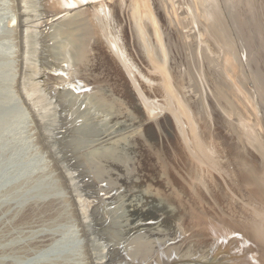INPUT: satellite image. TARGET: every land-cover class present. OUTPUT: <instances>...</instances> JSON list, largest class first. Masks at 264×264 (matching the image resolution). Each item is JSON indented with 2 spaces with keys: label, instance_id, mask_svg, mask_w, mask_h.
I'll return each mask as SVG.
<instances>
[{
  "label": "rangeland",
  "instance_id": "obj_1",
  "mask_svg": "<svg viewBox=\"0 0 264 264\" xmlns=\"http://www.w3.org/2000/svg\"><path fill=\"white\" fill-rule=\"evenodd\" d=\"M40 2L43 4L41 9H44L43 11L44 14L43 16H41V19L39 21L40 22V25L38 26V30L40 31L39 36L42 35L41 34L42 31L44 32L43 34L48 32L49 26L51 24H55L56 22L60 20H67L66 19L67 16L66 17L63 16V18H61L63 15L61 13L54 14V13L49 12V10H46V7H48L51 0H40ZM150 2L152 4L154 3L155 5L159 3L160 7L158 8L161 9L160 14H161V17L163 16L162 17L163 19H161V21H158V20H155V18L153 17L152 18L153 22H150L149 28L156 31L157 29H159L156 26L157 24H159L158 25L159 27L160 25H162L161 23H164L165 21L170 23L171 27L175 29L174 36L175 34L176 35L178 34V35L175 36L176 37L175 38L172 35L165 34L167 32H162L160 33L159 41L162 43H167V42L170 43L168 48H169V52L171 56L175 55V53H178V51H182V49L183 51H185L184 54L187 53L186 52L187 49L182 45L183 43L178 44V48H176L172 43L174 42L173 40L175 39H177V42H179V40L184 41L189 36H192V34L195 32V24H193L194 23L193 21H198V20L203 21L200 19L202 16L201 14H199V10L192 11L193 12L192 14L191 12H188L187 8L185 7V6H188L189 4L187 0H146L144 5H143V2L141 4L145 8L148 9L149 7L148 4ZM131 5H132L131 2L130 4L122 5L124 6V8H122L123 20H124L123 26L127 34L126 44L128 46V50L130 51L131 55H133L132 57L135 59L136 65L140 69H142L144 71V74L146 75L145 80L147 83H145L146 85L144 84L145 88L139 87V89H142V90L144 89L145 90L144 93L146 94V96H148L146 98H149L148 100L150 101L152 100L151 102H154L156 105L161 107V104H162L161 102L165 99L164 97H165V92L167 93V89L162 82V78H161L162 76L158 75L159 72L150 71L146 67V63H148L147 62L148 59L146 55L144 54L143 56V53H142L143 52L142 47L144 45L142 44L143 42L141 41V30L139 27H136L138 31L136 33L135 30L133 29L132 24L130 23L132 21L131 15L133 13V9L131 10ZM213 6H215L216 7L215 10H217V12L220 13L219 17L223 19V20L221 19V22L222 23L225 22V28H224L225 33L228 34L230 39H233L230 42L234 45L237 44L235 45V48L237 47L236 53L240 54V56L239 55L237 56V59H235L236 57L234 58L238 62L239 68L236 69V71L233 74H231L232 77L234 76L232 80L233 81L238 80L241 82V84L244 82L242 86H247L245 88H248V92L250 91L248 96L251 97L250 98L251 101H253V103H255L256 106L259 108V110L257 111L258 113L257 118L259 120L263 119L262 121H263V130H264V103L262 102L263 101L262 99H264V96L260 95L261 94L260 91L262 92V90L264 89V41H263V38H264V0H216ZM23 7H25V4L22 2V0H0V242H4L5 245L3 243H1V245H3L2 247L6 248L5 250L2 247L0 248V255L1 254L5 255L7 253L9 255L11 253V256L6 255L7 257H4L3 255H1L0 264H149V263L154 264V261L150 259L151 257L149 258L151 254L147 253L148 254L147 256V254H145L142 248L137 249V246L135 245L134 241L137 242V244L138 243L145 244L147 248H149V245H150V252L152 251L153 254L155 252L154 254L155 256L158 254L160 249L171 245L170 242L172 238L174 237V235L176 234L173 232H177V231H178L177 233L181 232L182 227L179 225L181 221H178V218H175L176 220L173 219L176 215V211L174 212L175 209L172 211V209L169 208L167 211L165 208H163L164 207L163 204L165 203V200H164L165 197L163 196L164 198L162 202V199H160L161 197L155 194L156 192L154 191L153 186L149 184L150 180L149 182L148 180L146 182L145 179H147L148 176L154 179V181L157 180L152 170L148 169V166L153 165L152 159L156 156V154L164 155L162 156L163 158H165V156L167 155V157L169 156L172 158V159L170 158L171 161L172 160L175 161V163L172 161V163H174V166L176 165L178 169L179 167L181 168V173H186L185 172L186 169L184 166L185 164L184 157H186L187 159L188 153L185 149L183 142L178 140L179 131L176 128V123L174 122L176 120L174 119V116H173V115H176V113H177L176 116L180 117L182 121L186 123V126H187L186 120L187 119L191 120V118H195L196 120L194 113L198 112L197 115L199 116V118L204 120V125L201 127L202 128L201 135L202 136L205 135L210 140H213L214 142H216L217 134H218L216 133V131L220 130V128L218 127V123L215 124V122L218 120V118L221 117V115H223L221 110H219V106L215 103L216 102L215 98H212L213 94L217 93L216 91L217 87H215L216 75L214 74V72L209 71L208 70L209 68L207 69L206 68L207 66L204 65L206 61L202 54L203 52L201 53L199 50L198 54L194 53L193 45L196 44L195 39L189 40L188 43L185 44L188 46V49L191 50V51L188 50L190 54L187 53L188 54L187 60L189 64L188 62H186L185 58H182L181 59L182 64L181 65L176 64V67H175L176 69H173L172 71L174 72L171 74L173 82L176 83V85H174L175 89H173V93L176 96V98L173 97V100H172V106H174L173 108L175 111L172 114L168 112L167 110L166 111L164 110V113L161 112L162 113L161 116L157 117L158 120H161L160 125H162L161 127H159L160 128L159 132L157 130L156 124L152 122L153 120H150V122H152V128L154 130L152 129L151 131H149L150 134L152 133V141L149 144L147 142H145L147 144H144L142 142L143 140L141 141L140 139L133 141L131 139L134 138L133 136L135 135L136 130H139L142 133L143 127L146 126L149 121L139 122V119H140L139 116L143 117L145 115L144 114L145 112H143L144 110L142 107V103L139 104V102L141 101L140 100L141 98L139 97L140 95L138 93V89H136L135 87L131 85L132 83H131L130 78L127 76V73H125L126 71L120 67L119 61L116 58V56L110 52L108 44L106 43L107 44L106 45V44L100 43L98 47L96 46L94 53L95 55L99 54L100 56H102V58L104 57L105 61L103 60L104 64H103L102 69L106 67L104 70H107L109 69L108 68L109 66V67L114 68L115 71L112 74L109 73L110 75L113 76L112 78L109 74H106L104 75V76H108L106 81L104 83H99L98 85H94V86L98 87L99 89L100 88L103 89L104 93L103 92L102 93L105 95V98L107 97L108 99L114 98L113 95H112L113 97H111V94H114L112 92H115L117 89H119L120 90L119 96L121 97V95H123V97H126V98L128 96L127 98L128 100L125 98V101L126 102L131 101L133 106L134 107L137 106V107L133 109V107H129V106L127 107V105L125 106L123 104H120V106L122 107L121 108L120 106L115 105V106H112L111 109H107L108 111L106 110L107 112H105V113L109 112L110 117L104 116L105 114L104 112H101L100 113L101 115L99 114V112H98L99 114L98 115L97 111H96V114H93V112H89V113H92V115L91 114H90L91 116L89 114L86 115L87 116V118L85 116V118L87 119L86 121H83V122L79 121V123L72 122V124L70 123V121H72L75 118V115H78V113L68 116L66 111H64L65 109H63V110H60L59 113L56 115L57 119L61 120V122L58 123L59 126L58 127L55 126V128L48 127L49 128L48 130V128L45 125H43L44 126V129H43L42 123L39 121L40 118H38L37 116L36 109L35 108L33 109V106L30 105L31 102L28 96L25 94L22 87L19 86L21 82L20 81V77H21L20 70L24 68L23 66L24 62L21 63L24 57V54H22L23 53L22 51L24 50L23 49L24 48L23 37L25 35L24 26L27 25L28 27L29 26L34 27L37 21L34 18H32V16L38 15L37 13L32 14L31 12L29 13L24 12L25 10ZM182 7H184V9ZM138 9L142 10V6L138 5ZM100 12H101V16L103 17L102 18L103 22H106L107 24L106 23L105 24L107 26H109V22L114 21L115 24H118L117 20H122L120 18L122 14L121 12L117 16L111 13V17L109 15L108 9L107 10L103 9ZM128 13H129V16L126 15ZM134 13L135 14L137 13L136 7L134 8ZM21 15H23L22 27L17 28V20ZM25 15L28 18L24 17ZM231 15L234 17H232ZM229 16L232 17L233 19L231 20ZM71 17H74V14H71ZM165 17L166 19L164 20ZM50 18H54L52 20L53 22L50 21ZM142 18L143 17H141L140 20H142ZM194 18H197V19L199 18V19L194 20ZM202 19H205V18H202ZM208 20L210 21V19ZM38 30H35V31H38ZM237 34H238V37L240 36V38L238 39L239 41L241 39V36L243 38L242 41H240V43H245L244 42L245 40L248 44V48L252 46L250 48L251 52H249L246 55L239 52L240 51L239 49L242 48L243 45L238 43L239 41L236 40L238 38ZM49 45L51 44H49L48 39H46L45 44H44L46 50L47 48H49ZM138 48L140 49L138 50ZM172 48H176V49L172 51ZM37 53H39V51H37ZM54 60L55 59H52L51 62H53ZM97 61H98V57L96 59L95 58L92 59V62L90 63L97 66ZM178 61L179 60H177L176 62L178 63ZM203 61H204V64H203ZM47 63L49 65L51 64L49 62ZM200 63L204 65L203 68L199 66ZM105 64L106 65L108 64V66H105ZM246 64L248 67L246 66ZM114 65H116L117 70L115 69ZM51 72L52 71L48 70L46 73L47 75H50L52 77L54 75V72L52 73ZM95 73L100 74L99 72H95ZM147 78L149 80H147ZM182 78L185 80L187 79L186 83L184 82L185 84H182L183 83ZM35 79L36 81H40V76L39 77L35 76ZM52 79L53 78L47 80L46 82L47 88L45 87V89H47V93L49 94L51 93L53 95L54 91H57V89L63 90V88L65 87L60 86L62 85L60 81L55 80V79L54 81ZM152 80H155L154 83L156 84H150ZM177 81H178V84H177ZM189 81L190 83H188ZM54 84H58L59 87L58 86L56 87ZM179 84L183 85V87L179 86ZM119 85L121 86L122 90L120 89ZM94 86H88V89H89L88 91H94L96 89ZM146 87L148 88L152 87V88H149L147 90ZM163 87H164V90H163ZM223 87L222 89H225L226 87H227L226 89H228V86L226 85V83H223ZM128 88L129 90H127ZM184 90L187 92H183ZM189 90H192V91H189ZM155 92L157 94H155ZM188 92L190 94H188ZM134 96H138L137 98L139 99H137ZM123 97H122V100H123ZM191 97H194V98H191ZM132 98L135 100L133 101ZM235 98L238 99V97H235ZM114 99H116V96ZM212 99L214 100L212 101ZM53 100L54 101L57 100L55 104H58L59 105L58 107H60L64 101V99L60 100V98L55 99L52 97L51 101ZM195 100L200 102V104H198L197 110H195L194 105L192 108V104H191V102L195 103L194 102ZM231 100H233V97L231 98ZM156 102L157 103L160 102V103L157 104ZM82 107L86 108L85 103L84 105H82ZM82 107L80 108L82 109L81 111L85 110ZM125 107H127V109H124ZM87 108L89 109L91 108V106H87ZM138 108L140 110H138ZM102 117H103L104 122L106 121L105 123L102 121ZM105 117H106V120L104 119ZM90 120L93 122V123L91 122L93 125H91L90 122H87ZM94 120L95 121L101 120V121H98L96 122L98 124H95ZM116 120H117V124L115 123ZM99 122H103L104 124L102 125L100 123L101 124L100 125ZM138 122L140 123V125L141 124L142 125L141 127L137 129V126L139 125ZM81 123H86V125L85 124L84 125L87 126L86 127L87 130L85 129V131H83V133L85 132L84 135H86L85 138H87L85 140L87 145L83 147H76L75 145H72L73 144L72 140H74V136L72 134H75V133H76L75 135L78 134L79 129L77 130V132L75 130L77 127H79V125L80 127H83V124ZM88 123L90 125H87ZM96 128L100 130H97ZM256 129L255 130L253 129V131H256ZM89 132H90V135L88 136ZM128 133L132 136V138L129 137ZM219 134L221 133L219 132ZM128 137L130 138V140ZM116 140L118 141L116 142ZM167 140L168 141L170 140V141L166 142ZM251 140H252V143H251L252 149L253 147L256 148V146L257 147L259 146L258 144L264 143V134H263V138L257 137L256 140H253V139ZM104 142L106 143L105 144L106 146L104 144L103 146L99 145ZM247 143L242 144L241 146L244 145L243 148L245 147L249 148L250 145ZM69 144L71 145L69 146ZM171 146L172 147L174 146L175 150L177 149L176 150V152H178L177 155L175 152H174L175 155H173V152H171L173 148ZM97 148H102L101 151H104V150L110 151L111 149H115V148L117 150H115L116 153L115 152L113 154L103 153V156H102L98 154L97 152L94 153V149H97ZM180 148L182 149L180 150ZM162 151H163V154H162ZM184 152L186 153L185 155H184ZM149 154L151 156H149ZM81 158H85V159L87 158L88 160H92L94 161L92 162L93 164H95L96 161L99 160L98 162H100L101 163L100 165L104 168V173H105L104 175L105 176L109 175V177L113 176L112 180L115 177L114 175L119 177V179L121 176L122 177L120 180L117 178L119 181L117 179L113 180L114 184L109 183L108 184L110 188L109 189L106 183L102 184L103 179H101L102 181L100 180L101 182L97 180L98 173L96 174L97 176L95 175L96 177H94V175L92 176L86 173H81L79 169H77V171L75 170L74 172L70 169L71 168L70 165H73L72 163H76V164L80 163L79 160ZM178 159H181L182 162H180ZM222 160L223 159H221V161ZM65 161H66V165H65ZM136 161L137 162L140 161V164H138ZM222 162H226V160H223ZM67 165H68V169H67ZM232 167L233 165L231 167L227 166V168H230V169ZM79 168H83V167H79ZM70 173H71V176H70ZM80 174L83 176V178ZM233 174L234 173H231V182H232V185L236 189L238 188L242 189L244 187H248L246 184L252 183L251 180L250 181L248 180L249 176H247V181L249 182L243 181L244 183H242L241 180H243V178L238 175L240 174L243 175V174L242 173H238V175L237 174L233 175ZM136 176H138V180H136L137 183H135L134 185L132 184L131 178L136 177ZM72 177H74L75 179ZM239 177L242 179H239ZM90 179L92 181L93 180L95 181L92 182ZM71 181H73L74 184ZM219 181L220 182H218V185L221 186L222 188L219 186L215 187V192L218 194V196L216 194V197H219V199L224 202V199L222 197H224L225 194L226 196L228 194L229 197L227 196V199L230 200L232 196L233 197L232 199H235V200L231 199L230 201H235L236 202L235 205H236L238 203L237 197L234 194L236 190L234 192L233 190H231L232 193L231 191L229 192V190L226 188L227 185L224 182H222V180H219ZM119 182H121L123 185L124 184L126 185V183H128L127 185L128 187L122 188V186L119 185ZM75 183L77 185H75ZM182 183H183L182 185L184 188L187 187L186 189L189 192V194L190 193L192 194V195L190 194L192 198L197 197L195 196V193L192 190H190L189 187L183 182V180H182ZM118 187L120 188V190L117 189ZM77 188H79L80 193L82 191L83 192L80 194ZM222 190L224 191L225 194L223 193ZM98 192H99V198L97 197ZM88 193H90L91 196L94 195L92 196L93 197L92 199L87 198L88 195H90ZM77 195H78L79 200L77 199ZM100 195H102L103 197ZM256 195L257 194H253V196H256ZM81 197L83 199L85 198V200L89 199V201L88 200L87 201L91 204H89L90 207L88 206L89 210L87 209V211L91 210L90 211L91 214L90 212H87V211L86 213L85 209H83L84 211L83 213L81 212L82 208H79L80 206L78 205V201L80 203L81 201L84 203V200ZM153 197H156V198H153ZM100 198L104 200H101ZM207 198H209V196H207ZM98 199L100 200L98 201ZM157 199L160 200V202ZM193 200H196L197 202L194 201V203H192L193 201L189 199V201L191 202H187L185 204V209H187L186 212L196 207L195 209H197V211L201 210V214L199 217L200 218L205 217V218H208V220L209 218L211 219V216L219 217L221 213L219 214L217 213L218 211H220V209L221 210L225 209V212L227 211L228 213L230 211H233L234 213L233 215H236V213H238L239 216L238 215L237 216L240 218L248 215V213L250 212L249 210L250 207H246V208L241 207L242 210L240 211L239 205L237 206L239 209L238 210L236 209L237 208L236 206L232 205L230 207L229 205L230 203L224 202L221 206L222 208L221 207L217 208L216 206L213 207L214 205L212 204L205 205L206 203H204V201H199L198 197L196 199L193 198ZM50 201H54L57 207L59 205V207L56 208L55 210L56 211L55 216L50 215L51 217L50 216L46 217L47 215H44L45 217H43L42 215H39L41 216L40 219L39 218L37 219L39 221H36L37 217H35L34 219L33 218L31 219L32 221L34 220V222L30 220L28 221V224L26 222L25 225L22 224V226L16 221L18 217L15 211L22 209V208L25 209L31 206L32 204L37 203L40 205L41 203H44V202L49 203ZM210 201L212 202V200ZM188 204H191V207L190 205L188 206ZM192 204H194L195 207ZM164 205H166V203ZM226 205H228L227 207H229V209L227 207L225 208ZM210 206L213 207V209ZM153 208L158 209L156 210L154 214L155 223L150 225L149 228H147V226L142 225V224H145V221L149 216L148 212L150 213V210ZM215 209L216 210L218 209V210L216 211ZM112 210H114L113 213H112ZM234 210L235 211L237 210V212L235 213ZM205 211L208 213V216L206 215L207 213H205ZM134 213L136 214L134 215ZM56 214L59 219L56 217ZM85 214L89 217L87 218ZM225 215L226 214H223L222 216L221 214L220 216L224 217ZM136 218L138 219L136 220ZM41 219H43L44 221H42ZM90 220L93 222H91ZM87 222L88 223L90 222V223L88 224ZM136 223L139 224V227L138 226L135 227L134 224ZM186 236H187L186 234L183 235L181 238H179V240L175 242L172 240L173 242V243L171 242L172 245H174L177 242L183 241L186 238ZM97 237H98L97 239L98 242L97 240H94ZM105 237L108 239H106ZM159 239H161L162 241ZM40 240H44L45 242H47V247L43 248L42 250H36L32 248V244L35 241H40ZM165 241H166V245L168 244L167 246L164 244ZM154 243H156V245ZM130 244L131 245L134 244V246H131ZM6 245L9 247V249L7 248ZM92 245H95L93 247H96V248H93ZM102 245L106 246L105 248L106 252L104 251V253L106 254V258L103 259L102 262H100L101 260L96 261V256L94 257L95 255L94 252L97 250L99 251ZM151 245L153 246V248ZM157 245L159 247H157ZM10 247H13V249L25 247L26 249L29 250V252L28 254L22 253L21 254L22 256L20 257L18 256L20 254H17V255L14 254L12 252V248ZM129 247H132L133 252L127 250V249H130ZM157 248H160V249H157ZM5 251L6 252L8 251V252L6 253ZM98 251L96 252V254L99 253ZM130 252H132L134 256ZM137 253L140 255L138 256ZM13 255H16V258L15 256L12 257ZM132 256L134 258H132ZM137 261L138 262L140 261V262L138 263ZM128 262H131V263H128Z\"/></svg>",
  "mask_w": 264,
  "mask_h": 264
},
{
  "label": "bare ground",
  "instance_id": "obj_2",
  "mask_svg": "<svg viewBox=\"0 0 264 264\" xmlns=\"http://www.w3.org/2000/svg\"><path fill=\"white\" fill-rule=\"evenodd\" d=\"M145 1L146 0H51L48 7H46V10H49V12L54 13V14H60L61 13V14H63L61 18H63V16L64 17L67 16V18H66L67 20H60V21L56 22L55 24H51L49 26V31L48 32L45 31L46 32L45 34H43L44 32L42 31L41 32L42 35H40L42 37H40L39 36L40 31L38 30V26L40 25L39 21L41 19V16H43V14H44V12H43L44 9H41L43 4L40 2V0H22V2L25 4V7H23L25 10L24 12H26V13L31 12L32 14L37 13L38 15L32 16V18H34L37 21V23L34 22L35 23L34 27H30V26L28 27L27 25L24 26V28H25V31H24L25 35L23 37V39H24V48L23 49L24 50L22 51L23 53L20 51L22 54H24L23 60L21 59L22 60L21 63L24 62V64H23L24 68L22 70H20L21 71L20 72L21 73L20 74L21 75V77H20L21 82H20L19 86L22 87L25 94L28 96V98L31 102L30 105L33 106V109L34 108L36 109L37 116H38V118H40L39 121L42 123V126L45 125L47 128L48 127L49 128L50 127L55 128V126H57V127L59 126L58 123L61 122V120L57 119L56 115L59 113L60 110H63V109H65L64 111H66L68 116L75 114V113H78V115H75V118L73 120L71 119L72 120V121H70L71 124H72V122L79 123V121H81V122L86 121L87 120L86 115H88V114L92 115V113H89V112H93V114H96V111H97V114H98V112H99V114L101 112L105 113L108 111L107 109H111L112 106H115V105L120 106V104H123L125 106L127 105V107L129 106V107H133V109H135V107H137V106L134 107L133 104L131 103V101L126 102L125 101L126 97H123V95H121V97L119 96V93H120L119 89H117L115 92H112L114 94H111V97L114 96V98H115V96H116V99H114V98L108 99L107 97L105 98V95L103 94L104 93L103 89H101V88L99 89L98 87L94 86V85H98L99 83H104L108 77V76H104V75L109 74V73L112 74L115 71L114 68L109 67L108 64L107 65L105 64V66H108L109 69L104 70L106 67L104 69H102L103 64H104V62H103L104 57L102 58V56H100L99 54L95 55V53H94L96 46L98 47V45L100 43H103V44L107 43L109 46L110 52L116 56V58L119 61L120 67L126 71L125 73H127V76L130 78L131 83H132L131 85L133 87H135L136 89H138V93L140 95L139 97L141 98L140 99L141 101L139 102V104L142 103V107L144 110L143 112H145L144 113L145 115L143 117L139 116V118H140L139 122L140 121L141 122L149 121L148 124L143 127L142 133H141V131L136 130L135 135L133 136L134 138L131 140L134 141V140L140 139L141 141L143 140L142 142L144 144H147V143L149 144L152 141V133L151 134L149 133V131H151L153 129L152 128V122H154V124H156L157 130L159 132V130H160L159 127H161L162 125H160L161 120H158L157 117L161 116V114H162L161 112L164 113V110L165 111L167 110L168 112H170L172 114L175 111L173 108L174 106H172V100H173V97L176 98V96L173 93V89H175L174 85H176V83L173 82V79L171 77V74L174 72L172 70L176 69L175 68L176 64H180V65L182 64V60H181L182 58H185L186 62H188L187 57H188V54H190V52L188 50H190V49H188V46L185 44L188 43L189 40L195 39L196 44L193 45L194 53L198 54L199 50L201 53L203 52L202 54H203L205 61H206L205 64L203 61V64L207 66L206 67L207 69L209 68L208 69L209 71L214 72V74L216 75L215 87H217V90H216L217 93H214L212 98H215V100H216L215 103L219 106V110H221V112L223 114L215 122V124L218 123V127L220 128V130H217L216 133L219 134V132H220L221 134H219V136L217 134V140H216V142H214L213 140H210L205 135H203V136L201 135V132H202L201 127L204 125V120L199 118V116L197 115L198 112L194 113L196 120H195V118H191V120L190 119L186 120L187 126H186V123H184L180 117L176 116L177 113L175 112L176 115H173V116H174V119L176 120V121H174L176 123V128L179 131V138L180 139L178 138V140L183 142L185 149L188 153L187 159H186V157L183 156L185 158L184 159L185 164L184 163L183 164L185 166L186 171L183 168L182 169L186 173H181V168L179 167V169H178L176 165H175L176 166V168H175V166H174L175 161L172 160L174 162V163H172L171 157H169V156L167 157V155L165 154L166 156H165V158H163L162 156H164V155L156 154V156L152 159V161H153L152 166H148L146 163L145 164L148 166L149 170H152V172H153V174H155V178L157 180L154 181V179H152L150 176H148L147 179H145V180H146V182H147V180H148V182L150 180L149 184L151 186H153V189L156 192L155 194L157 196L161 197L160 199H162V202H163V198L165 197L164 200H165L166 205H164L165 204L164 203L163 208H165L167 211L169 208H171L172 211L175 209L174 212L176 211V215L173 219L178 218V221H181L179 225L182 227V230L179 233H177L178 231L173 232L176 234L174 235L173 238L171 237L172 240L175 242V241L179 240V238H181L183 235L186 234L187 236L183 241L177 242L174 245H172V243H173L172 240H171L172 243L170 242L171 245H169V246H167L168 244L166 245V241H165L164 244L167 247H163L162 249H160L161 247L157 248L160 250H159L158 254L155 256H154L155 252H154V254L152 251L150 252V245H149V248H147L145 246V244H142V243L137 244V242H135V241H134V243L137 246V249L142 248V250L145 252V254H147V253L151 254L149 256V258L151 257L150 259H152L154 261V264H183V263H185V264H187V263H189V264L190 263H192V264L193 263H195V264H264V143L258 144L259 146L258 147L256 146V148L253 147V149H252V144H251L252 143L251 139L256 140L257 137L263 138V134H264L263 121H262L263 119L259 120L257 118V116H258L257 111L259 110V108L256 106L255 103H253V101H251V99H250L251 97L248 96L250 91L248 92V88H245L247 86H242V84L244 82L241 84V82L238 80L237 81L232 80V78L234 76L232 77L231 74H233L236 71V69L239 68L238 62L235 60V59H237L238 55L240 56L239 53H236L237 47L235 48V45H237V44H235V45L232 44L230 41L233 39H230L228 34L225 33V29H224L225 28V22L224 23L221 22L222 18L219 17L220 13H218L217 10H215L216 7L213 6V4L215 3L216 0H187L189 4H188V6H185V7L187 8L188 12H191V14H192L193 13L192 11H194V10L198 11L199 10V14H201V16H202L200 19L203 21H199L198 20L199 18L198 19L194 18V20L195 19L198 20V21H193L194 23L192 22L193 24H195V32L192 34V36H189L184 41L179 40V42H177V39L173 40L172 39L173 37L171 38L174 42L173 43L171 41L170 42L176 48H178V44L183 43L182 45L187 49L186 52L188 53V54L187 53L184 54L185 51H183V49H182V51H178V53H175V55L171 56V54L169 52V48H168L170 43L160 42L159 36H160V33H162V32H167L165 34L174 36V30L175 29H173L171 27L170 23H168L166 21L164 23H161L162 25H160L159 27H158L159 24L156 25L157 28H159L161 31L159 29L154 31L151 28H149L150 22H153V20H152L153 17L155 18V20L161 21V19H163L162 18L163 16L161 17V14H160L161 9L158 8V7H160L159 3H157V5H155L154 3L152 4L150 2L148 4L149 7L147 9L143 6ZM130 2L132 4L131 10L133 9V13L131 15L132 21L130 22V20H129V22L132 24L133 29L135 30L136 33L138 32L136 27H139L141 30V41L143 42L142 44L144 45L142 47V50H143L142 53H143V56L145 54L147 59H148L147 60L148 63H146V67L150 71L159 72L158 75L162 76L161 77L162 82L167 89V93L165 91H163V92H165V97H164L165 99L163 98L164 100L161 102L162 103L161 107L156 105L154 102H151L152 100L151 101L148 100L149 98H146L148 96H146V94L144 93L145 92L144 89L143 90L139 89V87L145 88L144 84L147 83L145 80L146 75L144 74V71L136 65V61L132 57L133 55H131L130 51L128 50V46L126 44L127 43V38H126L127 34H126L125 28L123 26L124 20H123L122 8H124V6H122V5L130 4ZM142 2H143V5L141 4ZM138 5L142 6V10L138 9ZM135 7L137 10L136 14L134 13ZM182 8L184 9V7H182ZM103 9L109 10L110 17H111V13H113L115 16H117L121 12L122 13L121 17L120 16L119 17L122 20H117L118 24H115L114 21L109 22V26H107L106 25L107 23L103 22V19H102L103 17L101 16V12H100ZM124 12H125V10H124ZM71 14H74V17H71ZM126 15L129 16V13ZM24 17H26V15ZM141 17H143L142 20H140ZM232 17H234V16H232ZM232 17H230L231 20L233 19ZM22 18H23V15H21L18 18L17 28L22 27V23H23ZM26 18H28V17H26ZM202 18H205V19H202ZM53 19L54 18H50V21H52ZM129 19H130V17H129ZM165 19H166V17L164 18V20ZM208 19H210V21ZM126 24H128V23H126ZM35 30H38V31H35ZM22 33H23V31H22ZM177 35L175 34V36H177ZM37 36H39V37H37ZM167 37H169V36H167ZM237 37H238V34H237ZM239 38H240V36L236 40H238ZM46 39H48L49 44H51V45H49V48H47V50L44 46ZM242 39L243 38L241 36L240 41H242ZM167 41H169V40H167ZM240 41L238 43H240ZM263 41H264V38H263ZM244 42L246 44L240 43L243 46H242V48L239 49L240 51L239 50L238 51L241 52L242 54L246 55L249 52H251L250 48L252 46H250L248 48L247 42L245 40H244ZM173 45H172V47H173ZM176 48H172V51H174V49H176ZM139 49L140 48H138V50ZM21 50H22V48H21ZM37 51H39V53H37ZM183 56H185V57H183ZM53 57H55V58H53ZM97 57H98L97 66L90 63V62H92V59H94V58L96 59ZM52 59H55V60L53 62H51ZM176 59L179 60L178 63L176 62L177 61ZM46 61L51 63V64L49 65ZM188 64H189V62H188ZM247 64H246V66H247ZM204 65H202V63L199 64V66L201 68H203ZM114 66H115V69L117 70L116 65H114ZM177 66H179V65H177ZM48 70L54 72V75L52 77L50 75H47L46 72ZM95 72H99L100 74H97ZM35 76H38V77L40 76V81H36ZM110 76H111V78L113 77L112 75H110ZM51 78H53L52 80L55 79V80L60 81L62 84L60 86L65 87V88H63V90L57 89V91H54L53 95L51 93L50 94L47 93V89H45V87L47 86L46 82H47V80H49ZM116 80H114V81H116ZM147 80H149V79L147 78ZM179 81H180V79H179ZM186 81H187V79L185 80L182 78L183 83L182 82L181 83L185 84ZM154 82H155V80H152L150 84H156ZM188 83H190V81ZM219 83L220 84L222 83V84L220 85ZM223 83H226V85L228 86V89H226L227 87L225 88L226 90L222 89ZM177 84H178V81H177ZM54 85L56 87L57 86L59 87L58 84H54ZM88 86H94L96 89L94 91H88L89 90ZM179 86L183 87V85H180V84H179ZM219 86L222 90L219 88ZM122 87H124V86H122ZM146 88L148 90L149 88H152V87H149V88L146 87ZM120 89H121V86H120ZM127 90H129V88ZM153 90H155V89H153ZM163 90H164V87H163ZM192 90H189V91H192ZM183 92H187V91L184 90ZM260 93H261L260 95L264 96L263 95L264 89L262 90V92L260 91ZM126 94H127V92H126ZM132 94H133V92H132ZM155 94H157V93L155 92ZM188 94H190V93L188 92ZM124 95H125V93H124ZM161 96H162V94H161ZM52 97L55 99L60 98V100L64 99L62 105L60 107H58L59 105L55 104L57 100L56 101L53 100L54 103H53V101H51ZM122 97H123V100H122ZM134 97L137 98L138 96H134ZM232 97H233V100L234 99H236V100H234V101L231 100ZM235 97H238V99ZM127 98H128V96H127ZM191 98H194V97H191ZM137 99H139V98H137ZM160 99H162V98H160ZM134 100L135 99H133V101ZM213 100L214 99H212V101ZM262 100H263L262 102L264 103V99H262ZM194 102L195 103L191 102L192 108L194 105L195 110H197L198 104H200V102H198L196 100ZM84 103L86 105V108L82 107V105H84ZM158 103H160V102H158ZM87 106H91V108L88 109ZM81 107L85 110L81 111L82 110V109H80ZM127 107H125L124 109H127ZM138 110H140V109L138 108ZM61 112H63V111H61ZM131 112H132V110H131ZM105 114H107V115H105ZM105 114H104V116H109V112L105 113ZM189 115H190V113H189ZM85 116H86V118H85ZM141 116H142V114H141ZM93 117H94V115H93ZM99 119H101V118H99ZM104 119L106 120V117ZM95 120H97V119H95ZM150 120H153V121L150 122ZM98 121H101V120H98ZM98 121H95V124H98V123H96ZM102 121L104 122L103 117H102ZM40 122H38V123H40ZM87 122H90V124L93 125L92 124L93 122L91 120L87 121ZM103 122H99V124L101 123L103 125L106 121L104 123ZM115 123L117 124V120L115 121ZM81 124H83V127H80V125H79L80 128L77 127L75 130L77 132V130L79 129L78 134L75 135L76 134L75 132H74L75 134H72L74 136V140H72L73 141L72 145H75L76 147H83V146L87 145L86 141H85L87 138H85L86 135H84L85 132L83 133V131H85V129L87 130V128H86L87 126H85L86 123H81ZM90 124L88 123L87 125H90ZM141 125L139 123V125L137 126V129L139 127H141ZM207 125H208V123H207ZM96 127H98V126H96ZM49 128H48V130H49ZM43 129H44V126H43ZM253 129L254 130L256 129V131H253ZM97 130H100V129H97ZM153 133H154V131H153ZM89 135H90V132L88 133V136ZM128 135H129V137L132 138V136L129 133H128ZM129 140H130V138H129ZM83 141H85V142H83ZM117 141L118 140H116V142ZM169 141L167 140L166 142H169ZM105 142L102 144H99V145L103 146V144L104 145L106 144ZM145 142H147V143H145ZM164 143H165V141H164ZM246 143L249 144L251 147L249 146V148L248 147L243 148L244 145L241 146L242 144H246ZM107 144H108V142H107ZM70 145L71 144H69V146ZM112 145H114V144H112ZM112 145H111V147H112ZM167 145H168V143H167ZM116 148L111 149L110 151L109 150L105 151L104 149H103L104 151H101L102 148H97V149H94V153L97 152L98 154H100L102 156H103V153H105V154H109V153L111 154L112 153L113 154L115 152V150L118 149V148L117 149ZM172 148H173V150L171 149L172 150L171 152H173V155H175L174 152L177 155L178 154V152H176L177 149L175 150L174 146ZM181 149L182 148H180V150ZM162 154H163V151H162ZM185 154L186 153L184 152V155ZM149 156H151V155L149 154ZM87 158H88V156H87ZM87 158L86 159L81 158L82 160L81 159L79 160L80 163H78V164L72 163L73 165H70L71 168L70 167L69 168L73 172L75 170L77 171V169H79L81 173H86V174L92 175V176L94 175V177H96L97 176L96 174L98 173L97 180L99 182H101L102 181L101 179H103L102 184L103 183H106L107 185L109 183L114 184L113 180H115L117 178L119 179V177H117L116 175H114L115 177L113 180H112L113 176L112 177H109V175L105 176L104 175L105 174L104 168L100 165L101 163L98 162L99 160H97L96 163L93 164L92 162H94V161L88 160ZM92 159H94V158H92ZM221 159L226 160V162H222L223 160L221 161ZM175 160H176V158H175ZM178 160L180 162H182L181 159H178ZM137 163L140 164V161H138ZM69 164H71V163H69ZM231 164L233 165V167L231 169L227 168V166L231 167L232 166ZM65 165H66V161H65ZM68 165H67V169H68ZM90 165H92V166H90ZM79 167H83V168H79ZM231 173H234L237 175H238V173H242L243 175H241V174L238 175V176H241L243 178V180H241V182L244 183L243 181L249 182L251 180L252 183L246 184L248 187H244L242 189H240V188L236 189L232 185V182H231ZM184 174H186V175H184ZM70 176H71V173H70ZM247 176H249L248 177L249 181H247ZM74 177H76V176H74ZM74 177H72V178H74ZM121 177H120V179H121ZM76 178H78V177H76ZM82 178H83V176H82ZM242 178L239 177V179H242ZM136 180H138V176L132 177L131 178L132 184L135 185V183H137ZM182 180L189 187V189L195 193V196L198 197L199 201H204V203H206L205 205L212 204V205H214L213 207L216 206L217 208H219L222 206V204L224 202H226V203H230L229 204L230 207L232 205H234L236 207L239 205L240 211L242 210L241 207H245V208L250 207V209H249L250 212L248 213V215H246V213H245L246 216H243L240 218V217H238L239 216L238 213H236L237 210L236 211L234 210L236 215H233L234 214L233 211H230L228 213L227 211L225 212V209L224 210L220 209L221 212L218 211L217 214L221 213L222 216H223V214H226L225 215L226 217L225 216L222 217V216H220L221 215L220 214L219 217L218 216L217 217L211 216V219L209 218V220H208V218H205V217H203V218L199 217L201 214V210L198 209L199 211H197V209H195L196 207L194 206V204H192V205L195 208H193L192 210L189 208L190 210L186 212L187 209H185V204L187 202H191V201H189V199L193 201L192 203H194V201L197 202L196 200H193V198L196 199L197 197H193V198L191 197L192 194L191 193H190L191 195L189 194V192L186 189L187 187L186 188L183 187ZM219 180H222V182H224L227 185L226 188L229 190V192L231 190H233V192L236 190L234 193L236 195L237 201H238V203L236 205H235V203H236L235 201H230L233 197L230 195L231 199L229 198L230 200H228L227 199L228 194L226 196V194L224 193L223 190L222 191L225 194V196L222 195V196H224V197H222L224 199V202L222 200H220L219 197H216L217 193L215 192V187L219 186L218 185V182H220ZM73 181H71V182H73ZM93 181H95V180H93ZM108 181H110V182H108ZM123 181H121V182H123ZM74 182H73V184H74ZM121 182H119V185H121L122 188L128 187L127 186L128 183H126V185L125 184L123 185ZM123 183H125V182H123ZM153 183L155 186L153 185ZM80 184H81V182H80ZM75 185H77V184L75 183ZM219 187H221V186H219ZM108 188H109V185H108ZM77 189H78V192L80 193L79 188H77ZM117 189L120 190L119 187ZM220 189H218V190H220ZM223 189H224V187H223ZM218 190H216V191H218ZM99 192H98V196H97L98 198H99ZM102 192H104V191H102ZM160 192H162V193H160ZM231 193H232V191H231ZM88 194H90V193H88ZM253 194H257V195L253 196ZM92 196H94V195H92ZM92 196L90 194V195H88L87 198L92 199L93 198ZM100 196H102V195H100ZM103 196H104V194H103ZM207 196H209V198H207ZM217 196H218V194H217ZM156 197H153V198H156ZM77 199H78V195H77ZM100 199H98V201ZM158 199H159V197H158ZM83 200H84V203L81 200H80L81 203L78 201V205L80 206L79 208H82V211L80 209L79 210L82 213L84 212L83 209H85V212H86L89 204H91L88 202L89 199H87L88 201L85 200V198ZM101 200H104V199H101ZM210 200H212V202ZM232 200H235V199H232ZM158 201L160 202V200H158ZM155 202H156V200H155ZM159 202H157V203H159ZM189 205L191 207V204H188V206ZM227 206L228 205H226L225 208ZM58 207H59V205H58ZM58 207L56 206L54 201H50L49 203L44 202V203H41L40 205L37 203L32 204L31 206H29L25 209L22 208V209L15 211L16 215L18 217L16 219V221L22 226V224L25 225L26 222L28 224V221H30L32 218L34 219L35 217H37L36 221H39V220H37L38 218L40 219V217H41L39 215H42L43 217H45L44 215H47L46 217H48L50 215L55 216V213H56L55 210ZM213 207H211V208L213 209ZM227 208L229 209V207H227ZM233 209H234V207H233ZM236 209H238V207ZM114 210H115V208H114ZM114 210H112V213ZM156 210H158V209L153 208L150 210V213L148 212V215H149L148 218L149 219L147 218L145 221V224H142V225H145V226H147V228H149L150 225L155 223L154 214H155ZM90 211H87V212H90ZM138 211H139V209H138ZM190 211H192V212H190ZM140 212H139V214H140ZM146 212H145V214H146ZM231 212H232V214H231ZM205 213H207V212L205 211ZM242 213H243V211H242ZM57 214H56V217H57ZM90 214H91V212H90ZM135 214L136 213H134V215ZM210 214H209V216H210ZM240 214H241V212H240ZM92 215H90V216H92ZM113 215H115V214H113ZM206 215L208 216V213ZM82 217H84V216H82ZM88 217L89 216H87V218ZM43 219H45V218H43ZM43 219H41V220L44 221ZM137 219L138 218H136V220ZM32 222H34V220ZM91 222H93V221H91ZM134 225H135V227L136 226L139 227V224H137V223ZM171 238H169V239H171ZM97 239H98V237L94 240H97ZM106 239H108V238H106ZM159 240H161V239H159ZM97 242H98V240H97ZM102 242H101V244H102ZM1 243L4 244V242H0V248L3 246V245H1ZM156 243H154V244L156 245ZM164 244H163V246H164ZM158 245H157V247H159ZM93 246H95V245H92V247ZM131 246H134V244ZM45 247H47V242H45L44 240L35 241L32 244V248H34L36 250H42ZM2 248H4V250L6 249L5 247H2ZM7 248L9 249L8 246H7ZM10 248H12V252L14 254H16V255L20 254V255H18L20 257L22 256L21 255L22 253L28 254V252H29V250L26 249L25 247H20V248H16V249L15 248L13 249V247H10ZM93 248H96V247H93ZM105 248H106V246L102 245L100 247L99 251L97 250L99 252L98 254H96L97 251L94 250L95 251L94 257L96 256V261L101 260L100 262H102V260L106 258V254L104 253ZM129 248L130 249H127V250L132 251V247H129ZM152 248H153V246H152ZM5 252H3V253H5ZM132 252H130V253H132ZM148 254H147V256H148ZM1 255H3L4 257H7L6 255H8V253L5 255L4 254H1ZM1 255H0V257H1ZM16 255H13L12 257L15 256V258H16ZM132 255H133V253H132ZM139 255L140 254H138V256ZM8 256H11V253ZM128 256H129V254H128ZM133 256H132V258H134ZM23 257H24V255H23ZM128 263H131V262H128Z\"/></svg>",
  "mask_w": 264,
  "mask_h": 264
}]
</instances>
